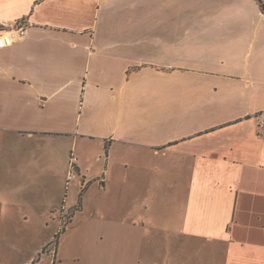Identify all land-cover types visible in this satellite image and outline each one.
I'll use <instances>...</instances> for the list:
<instances>
[{
	"label": "crops",
	"instance_id": "obj_1",
	"mask_svg": "<svg viewBox=\"0 0 264 264\" xmlns=\"http://www.w3.org/2000/svg\"><path fill=\"white\" fill-rule=\"evenodd\" d=\"M5 23L26 35L0 48V184L76 149L98 192L27 263L264 264L257 0H0Z\"/></svg>",
	"mask_w": 264,
	"mask_h": 264
},
{
	"label": "rangeland",
	"instance_id": "obj_2",
	"mask_svg": "<svg viewBox=\"0 0 264 264\" xmlns=\"http://www.w3.org/2000/svg\"><path fill=\"white\" fill-rule=\"evenodd\" d=\"M57 150L59 157H55L53 163L46 165L49 167L45 168L42 164L38 170H33L25 166L19 172L25 179L31 175L40 178L39 181L35 179L34 184H0V264H31L27 261L32 256V261L39 257L34 250L40 243L46 240L51 242L47 244L46 249L54 246V235L51 237L53 230L62 229L75 209L72 207L65 211L62 207L66 209L70 204L78 203L79 197L80 201H97L96 184H92L94 187L84 196L85 192L80 185L81 173L77 174L73 182H66L67 170L61 158L64 153ZM90 152L95 155L97 148L91 146ZM73 153L78 155L76 149ZM45 156L43 159L48 161L47 154ZM77 163L79 166V159ZM98 170L97 163L90 161L86 179H96ZM64 186H67L66 191ZM47 207L54 211V220L49 218V214H44ZM42 257L40 264H48L49 257L46 254ZM220 260L222 259L218 255V261Z\"/></svg>",
	"mask_w": 264,
	"mask_h": 264
},
{
	"label": "built area",
	"instance_id": "obj_3",
	"mask_svg": "<svg viewBox=\"0 0 264 264\" xmlns=\"http://www.w3.org/2000/svg\"><path fill=\"white\" fill-rule=\"evenodd\" d=\"M5 29L0 31V48L11 46L15 42L22 40L26 35V26L24 24H3ZM256 124L260 130L264 127V113L258 114L256 117ZM78 158L70 152L67 162L66 182L69 183L77 178L78 172Z\"/></svg>",
	"mask_w": 264,
	"mask_h": 264
},
{
	"label": "trees",
	"instance_id": "obj_4",
	"mask_svg": "<svg viewBox=\"0 0 264 264\" xmlns=\"http://www.w3.org/2000/svg\"><path fill=\"white\" fill-rule=\"evenodd\" d=\"M257 1H258L259 5H260V8H261L262 12L264 13V4H263V2L261 0H257ZM79 205H80V197L78 199V203L76 205V208L79 207Z\"/></svg>",
	"mask_w": 264,
	"mask_h": 264
}]
</instances>
